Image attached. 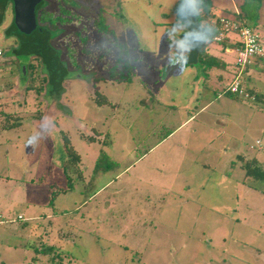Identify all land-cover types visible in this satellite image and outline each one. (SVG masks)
Segmentation results:
<instances>
[{
    "label": "rangeland",
    "instance_id": "rangeland-1",
    "mask_svg": "<svg viewBox=\"0 0 264 264\" xmlns=\"http://www.w3.org/2000/svg\"><path fill=\"white\" fill-rule=\"evenodd\" d=\"M75 1L89 7L95 48L113 40L93 27L101 11L135 70L128 81H94L104 71L93 60L36 94L25 92L20 74L30 58L0 61V118L23 116L0 129V264H264V180L244 166L256 159L264 168V103L233 97L225 82L211 84L201 62H183L179 0ZM211 1L217 10L239 9L264 49V0ZM13 17L7 3L3 50L15 45L7 35ZM225 61L211 60L225 73L236 68V52ZM243 80L264 86V58ZM96 92L109 103L99 105ZM63 134L83 173L68 191Z\"/></svg>",
    "mask_w": 264,
    "mask_h": 264
},
{
    "label": "trees",
    "instance_id": "trees-1",
    "mask_svg": "<svg viewBox=\"0 0 264 264\" xmlns=\"http://www.w3.org/2000/svg\"><path fill=\"white\" fill-rule=\"evenodd\" d=\"M7 3H11V1L0 0V21L4 15ZM86 7L85 4L75 0H42L36 8V22L39 29L30 34L20 32L15 26L13 18L10 26L7 28V35L14 38L15 45L4 50V54L5 56L10 55L9 57H13L15 61L12 60L11 62L15 64L16 58L20 55L30 58L23 65L25 71L22 69L23 66L20 65V74H23V78H27L26 93L30 90L36 94H41L49 81L54 82L56 77L58 78V73H66L71 68L79 69L81 65L92 64L93 60L97 61L94 63H97L99 69L104 71L103 74H94L92 77L94 81L99 79L128 81L130 79L135 69L130 60L129 47L125 43L117 41L114 31L108 28L109 26L106 24L105 17L99 11V18L96 15V18L93 19V27L98 33L112 35L110 38L113 40L110 45L103 44V46L98 45L99 47L95 48V44H99V40L89 35L87 19H85L87 18V8L89 7ZM214 8L211 0H200L195 10L198 24L206 34L204 47L198 55V62H201L205 68H210L214 65L211 62L214 58L206 52L207 46L208 44L217 42L214 40V37L219 35L223 30L222 24L219 21V14L215 12ZM175 13V23L182 25L179 37L189 45L187 32L180 21L177 8L175 9ZM234 15L238 21L248 25L242 12L238 14L234 13ZM226 39L227 37L224 36L219 42L225 44ZM237 45L238 43H236ZM112 48L114 49V53H112ZM111 55L113 56L112 63L108 62V58H106ZM85 58H89L91 61H86ZM7 62L3 61V64H7ZM244 87L250 96L254 97L255 101L264 103V90L248 88L245 84ZM226 93L229 94L228 91ZM232 95L235 98H241L235 94ZM95 99L99 105L109 103L107 97L99 92L95 93ZM1 117L0 129L15 128L21 125L23 118L19 112L4 113ZM82 136L90 140L96 139L95 136ZM63 137L67 158L63 165L66 185L62 190L68 191L72 189L74 179H83V173L80 167L81 157L79 153L70 144L65 134H63ZM106 143L108 141L105 138L103 144ZM244 166L247 176L256 180H264V168L258 165L256 159L247 161ZM54 195V191H51V204ZM43 252L51 255L53 248H44ZM56 259L59 262L61 260V257L57 253L51 255L49 261H55Z\"/></svg>",
    "mask_w": 264,
    "mask_h": 264
},
{
    "label": "water",
    "instance_id": "water-1",
    "mask_svg": "<svg viewBox=\"0 0 264 264\" xmlns=\"http://www.w3.org/2000/svg\"><path fill=\"white\" fill-rule=\"evenodd\" d=\"M10 1L13 5L14 23L20 32L30 34L39 29L36 22V8L42 0ZM199 1L200 0H179L177 5L178 16L186 29L190 43L189 52L183 60L187 65L198 61V55L203 49L206 41V34L195 17V10ZM22 69L25 71L24 66Z\"/></svg>",
    "mask_w": 264,
    "mask_h": 264
},
{
    "label": "built area",
    "instance_id": "built-area-1",
    "mask_svg": "<svg viewBox=\"0 0 264 264\" xmlns=\"http://www.w3.org/2000/svg\"><path fill=\"white\" fill-rule=\"evenodd\" d=\"M214 21V20H213ZM219 21L222 24V32L214 37V40L219 42L224 36L233 33L237 36L236 42L238 45L235 48L236 52V71L230 83L226 87V91L235 94L241 98L252 99L248 91L244 87L243 73L257 56H264V49L261 44V37L255 29L248 26L235 17L219 15ZM4 50L0 47V61L3 59ZM21 216H19L20 218Z\"/></svg>",
    "mask_w": 264,
    "mask_h": 264
},
{
    "label": "crops",
    "instance_id": "crops-1",
    "mask_svg": "<svg viewBox=\"0 0 264 264\" xmlns=\"http://www.w3.org/2000/svg\"><path fill=\"white\" fill-rule=\"evenodd\" d=\"M214 9H215V12H217L219 15H225V16H229V17H235V15L233 13L238 14V13L241 12L239 9H234V12H232L230 10H228L226 12L225 11H221V10H217L216 7ZM226 37H227V39H226V43L225 44H221L220 42H213V43H217V46H215V47H207V49H206V52H207L208 55H210L211 57H213L215 59H219V62H220L221 66H224V65L227 66L226 65L227 63L225 61V53L234 52L235 48H236V43H237L236 42L237 38L235 36H232V35L228 34ZM189 49H190V44L185 49V51L183 53L184 56H186L188 54ZM263 58H264V56H257V57L254 58L253 62H255V61L258 62V61L262 60ZM252 63L248 67H246V69H245L243 74H245V73L247 74L248 73L249 68L252 65ZM225 68H227V67H225ZM224 71H225V73L224 72L221 73V71H217V69L212 66L208 70L206 69L204 71V73H206V75L208 76V79L211 82V84H214V83L221 84V82H225L226 85L224 87L225 88L224 90L226 91V87L230 83L231 79L233 78L236 69H235L234 66L233 67L231 66V67L227 68V70H224ZM202 81H203V78H200L199 82L202 83ZM243 82L245 84V80H243ZM220 88H222V87H220ZM259 89L260 90H264V86L260 87ZM216 92H217L218 95L221 94V93H219L218 90L215 91V94H216ZM191 117H193V115L188 116V118L185 121H187ZM19 216H21L20 218H23L21 214H19L17 217L19 218Z\"/></svg>",
    "mask_w": 264,
    "mask_h": 264
},
{
    "label": "flooded vegetation",
    "instance_id": "flooded-vegetation-1",
    "mask_svg": "<svg viewBox=\"0 0 264 264\" xmlns=\"http://www.w3.org/2000/svg\"><path fill=\"white\" fill-rule=\"evenodd\" d=\"M4 57H6L5 54H4L3 58H4Z\"/></svg>",
    "mask_w": 264,
    "mask_h": 264
}]
</instances>
